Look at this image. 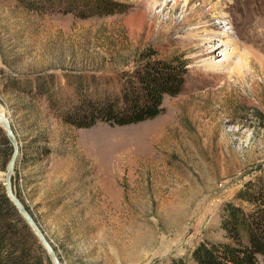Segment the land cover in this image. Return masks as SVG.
<instances>
[{
	"label": "rangeland",
	"instance_id": "374dc122",
	"mask_svg": "<svg viewBox=\"0 0 264 264\" xmlns=\"http://www.w3.org/2000/svg\"><path fill=\"white\" fill-rule=\"evenodd\" d=\"M115 1L125 12L79 18L62 2L41 14L0 0V112L21 149L13 186L62 264H168L199 239L224 242L222 207L264 170V0ZM149 56L189 61L186 88L131 126L77 129L47 97L4 90L38 75L64 87L115 77Z\"/></svg>",
	"mask_w": 264,
	"mask_h": 264
},
{
	"label": "trees",
	"instance_id": "16d2710c",
	"mask_svg": "<svg viewBox=\"0 0 264 264\" xmlns=\"http://www.w3.org/2000/svg\"><path fill=\"white\" fill-rule=\"evenodd\" d=\"M19 8L48 13L63 3L79 18L123 13L115 0H15ZM51 6V7H50ZM50 8V9H49ZM190 62L149 56L133 70L115 77L77 74L56 85L51 76L10 80L5 91L45 96L49 109L64 124L90 129L98 124L131 126L153 120L165 112L164 96L176 97L186 88ZM13 155V146L0 126V174ZM247 204L250 207H244ZM217 232L224 242L199 239L188 254L168 264H264V170H259L237 190L234 201L222 207ZM0 264H52L38 237L7 195L0 176Z\"/></svg>",
	"mask_w": 264,
	"mask_h": 264
},
{
	"label": "water",
	"instance_id": "95a60500",
	"mask_svg": "<svg viewBox=\"0 0 264 264\" xmlns=\"http://www.w3.org/2000/svg\"><path fill=\"white\" fill-rule=\"evenodd\" d=\"M0 126L5 130L13 146V155L5 171V186L7 190V195L9 199L12 201V203L14 204V206L17 208L19 213L22 215V217L31 227L33 232L38 237L41 245L43 246L46 253L48 254L52 264H62L60 261V258L58 257L55 249L53 248L52 244L46 237L45 233L39 227L35 219L29 213V211L24 206V204L21 202V200L18 198L15 192V189L13 186V176H14V173L16 171L18 164L21 163V159H20L21 149H20L19 141L17 139L16 133L14 131L11 121L8 118L0 116Z\"/></svg>",
	"mask_w": 264,
	"mask_h": 264
},
{
	"label": "bare ground",
	"instance_id": "6f19581e",
	"mask_svg": "<svg viewBox=\"0 0 264 264\" xmlns=\"http://www.w3.org/2000/svg\"><path fill=\"white\" fill-rule=\"evenodd\" d=\"M182 0H177V3L178 2H181ZM187 2H188V0H187ZM206 3V2H205ZM204 4V3H203ZM202 5V4H201ZM215 9H216V7H215ZM228 9V8H227ZM226 9V10H227ZM224 10V9H223ZM230 10H232V9H230ZM221 13V12H220ZM221 17H219L222 21H223V23L225 22V23H227V22H229V21H227V15H226V12H225V10L222 12V14L220 15ZM252 18V20H255L256 19V17L254 18L253 16L251 17ZM246 21H247V18H246V20H245V24H246ZM213 27V26H212ZM212 34V33H211ZM209 36H211V37H216L217 39L218 38H220V39H222V36H221V34L219 35H217V34H212V35H209ZM230 36V35H229ZM229 36L226 34V35H224L223 36V39H228L229 38ZM210 43H211V41H209ZM234 42H232L231 41V43L230 42H225V40H224V42H221V43H219V45H218V47H222V46H226L227 47V44H233ZM215 49V48H214ZM235 51V50H234ZM232 52L231 53V56L230 55H227L226 56V60H225V62L224 63H220V65H215V63L214 64H212L209 68H212V69H214V70H221L224 66H228L229 65V63L231 62V60H232V58H233V55L232 54H234L235 52ZM210 54L211 55H214L215 54V52H214V50L212 51V52H210ZM0 116H2V117H5V115L2 113V112H0ZM6 118V117H5Z\"/></svg>",
	"mask_w": 264,
	"mask_h": 264
}]
</instances>
